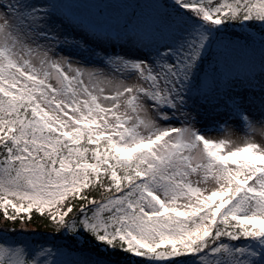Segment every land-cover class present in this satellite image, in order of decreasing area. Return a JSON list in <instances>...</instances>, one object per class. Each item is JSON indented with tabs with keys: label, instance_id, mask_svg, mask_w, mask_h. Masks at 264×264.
Here are the masks:
<instances>
[{
	"label": "snow or ice",
	"instance_id": "snow-or-ice-1",
	"mask_svg": "<svg viewBox=\"0 0 264 264\" xmlns=\"http://www.w3.org/2000/svg\"><path fill=\"white\" fill-rule=\"evenodd\" d=\"M0 210V264H264V0H0Z\"/></svg>",
	"mask_w": 264,
	"mask_h": 264
},
{
	"label": "trees",
	"instance_id": "trees-1",
	"mask_svg": "<svg viewBox=\"0 0 264 264\" xmlns=\"http://www.w3.org/2000/svg\"><path fill=\"white\" fill-rule=\"evenodd\" d=\"M0 212H2V210H0ZM33 219L37 220V217L35 214H33ZM29 228L33 229V230H37V231H44V225L42 223L39 222V220H37L36 223H30L29 224Z\"/></svg>",
	"mask_w": 264,
	"mask_h": 264
}]
</instances>
